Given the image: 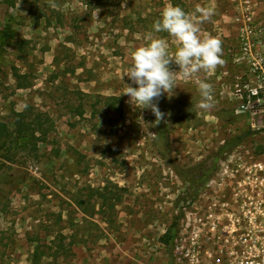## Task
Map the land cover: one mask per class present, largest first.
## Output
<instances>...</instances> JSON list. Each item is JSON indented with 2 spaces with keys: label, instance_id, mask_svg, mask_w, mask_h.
Listing matches in <instances>:
<instances>
[{
  "label": "rangeland",
  "instance_id": "374dc122",
  "mask_svg": "<svg viewBox=\"0 0 264 264\" xmlns=\"http://www.w3.org/2000/svg\"><path fill=\"white\" fill-rule=\"evenodd\" d=\"M166 3L214 10L200 34L222 41L224 64L178 72L158 101L167 123L154 127L151 109L121 93L136 48L162 37L174 53L153 29ZM0 69V121L13 128L14 111L29 108L51 122L37 148H0V178L10 176L0 179V264H187L201 217L234 195L230 166L264 156V98L251 95L264 91V0H0ZM196 79L213 86L210 110L196 107ZM106 186L120 196L113 207L92 195ZM180 210L170 260L161 236ZM60 232L74 242L68 257L48 248Z\"/></svg>",
  "mask_w": 264,
  "mask_h": 264
},
{
  "label": "clouds",
  "instance_id": "9594fccd",
  "mask_svg": "<svg viewBox=\"0 0 264 264\" xmlns=\"http://www.w3.org/2000/svg\"><path fill=\"white\" fill-rule=\"evenodd\" d=\"M214 10L210 7L197 5L192 13L182 7L166 3L160 17L153 23L156 33H167L176 43L174 53L169 52L168 41L162 37L150 39L144 46L131 53V64L125 70L132 84H126L121 94L129 97L128 103L141 109H151L156 119L153 126L165 120L166 114L158 107V101L165 93L172 96L176 84L177 73L185 77L197 73H212L224 64L222 59V41L212 36H201V25L211 20ZM175 63L179 71L170 70ZM201 99L196 107L210 110L213 107V86L204 79H196ZM27 107V105H25Z\"/></svg>",
  "mask_w": 264,
  "mask_h": 264
},
{
  "label": "built area",
  "instance_id": "2783aa9c",
  "mask_svg": "<svg viewBox=\"0 0 264 264\" xmlns=\"http://www.w3.org/2000/svg\"><path fill=\"white\" fill-rule=\"evenodd\" d=\"M251 95L258 99L254 105L262 103L264 91L254 88ZM234 171L240 174L234 195L220 200L215 214L201 217L198 245L191 242L187 264H264V156H239Z\"/></svg>",
  "mask_w": 264,
  "mask_h": 264
},
{
  "label": "trees",
  "instance_id": "16d2710c",
  "mask_svg": "<svg viewBox=\"0 0 264 264\" xmlns=\"http://www.w3.org/2000/svg\"><path fill=\"white\" fill-rule=\"evenodd\" d=\"M16 45L18 51L22 53L25 49V41L20 40ZM19 56L25 59L23 54H20ZM14 69V75L16 79H21L23 74H20L16 67H14ZM19 85L22 86L21 83ZM113 99L116 100L117 98ZM80 113H82V111H80ZM13 116V128H10L7 123L0 121V148L4 146L10 148L12 144L18 145V143H20L22 147L29 150L32 148H37L40 142L46 141L51 129V122L47 117V114L42 112H33L29 108H25L21 111L15 110ZM249 133H251V131L232 138L227 144L223 146V148L233 147L234 145L240 143ZM8 177L10 176H1L5 184L8 183ZM92 195H95L97 198L101 199L102 205L105 204L112 207L115 205V203H112V200L120 198L118 192H114L113 189H109L107 186L103 188H97L94 190ZM177 206H179V204ZM182 214L183 211L180 210V214L174 218L171 225L161 236V241L166 245V252L170 260H173V247L179 229V218ZM65 237L66 236L63 234V232H60L59 235L54 237L51 242L52 245L48 247L50 250H52L51 255H63L65 257L71 255L72 245L74 242L72 240L65 242ZM43 251L42 245L36 242L33 252L34 261H38V259L41 258V255L45 253Z\"/></svg>",
  "mask_w": 264,
  "mask_h": 264
},
{
  "label": "flooded vegetation",
  "instance_id": "af4514ba",
  "mask_svg": "<svg viewBox=\"0 0 264 264\" xmlns=\"http://www.w3.org/2000/svg\"><path fill=\"white\" fill-rule=\"evenodd\" d=\"M238 156V155H237ZM236 156V157H237ZM245 157V156H244ZM236 160H237V158H236ZM232 162H233V160H232ZM234 166V168L237 166V162H236V164H232L230 167H233ZM234 168H232L233 170H234ZM221 171H222V168H221ZM201 173H202V175H203V173H204V171H201ZM235 175V174H234Z\"/></svg>",
  "mask_w": 264,
  "mask_h": 264
}]
</instances>
